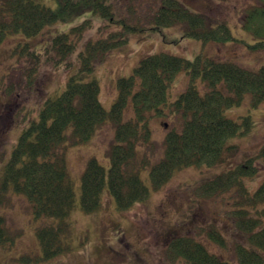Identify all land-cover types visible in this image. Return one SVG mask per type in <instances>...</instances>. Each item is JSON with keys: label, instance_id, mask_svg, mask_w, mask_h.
I'll list each match as a JSON object with an SVG mask.
<instances>
[{"label": "trees", "instance_id": "16d2710c", "mask_svg": "<svg viewBox=\"0 0 264 264\" xmlns=\"http://www.w3.org/2000/svg\"><path fill=\"white\" fill-rule=\"evenodd\" d=\"M54 7L37 0H0V42L9 33L33 36L47 25L67 23L84 15H100L120 30L97 40L87 39L79 52L78 66L68 75L63 89L45 99L36 117L21 131L3 164L0 177V210L7 191L23 194L28 201L32 218L40 222L35 235L40 254H29L34 262L54 257L69 250L66 216L74 206L75 195L66 169L65 148L88 141L105 120L114 126V142L108 149L109 170L94 157L86 160L80 175V208L85 212L97 209L101 192L107 181L108 192L119 210L130 208L147 199L150 189L139 177L147 166L148 152L138 155L136 146L152 147L149 118L166 112L183 116L178 131L170 128L163 140V155L149 167L151 187L164 185L174 171L189 166H214L238 151L226 139L238 133L240 124L223 115V109L238 104L245 93L252 106L264 100V64L251 70L231 61L196 57L187 60L165 52L141 58L127 77L117 80L118 94L106 111L99 102L96 80H86L93 64L109 50L124 44L128 34L146 28L126 23L124 17L115 18L108 0H55ZM150 30L163 26L182 25V37L202 41L226 42L234 40L225 22L212 24L201 13L190 11L179 0H161V7L150 18ZM80 21V20H79ZM241 26L250 32L255 42L253 51L264 50V0H255L243 11ZM90 27V18L67 32H58L44 47L55 62L68 58L77 49L82 35ZM25 48H28L25 45ZM27 52H29L27 50ZM34 59L39 55L30 53ZM50 58V57H49ZM70 68L71 64L67 63ZM184 70L189 75L188 86L177 98L168 101L167 89L174 75ZM200 77L205 89L201 93L194 83ZM130 104L132 116L123 120L125 107ZM248 124L249 119L243 118ZM67 128L71 133L66 135ZM264 158V147L235 165L203 182L197 188L200 196L238 189V201L233 209L236 227L243 242L233 243V254L238 264H264V179L252 192L245 178H252L257 168L255 159ZM252 213H255L253 215ZM0 214V245L11 247L18 233H10ZM207 238L222 248L226 242L215 230ZM168 256L186 264H230L209 253L200 241L189 236H178L169 242ZM4 248V247H3ZM24 254L20 257L23 260Z\"/></svg>", "mask_w": 264, "mask_h": 264}, {"label": "rangeland", "instance_id": "374dc122", "mask_svg": "<svg viewBox=\"0 0 264 264\" xmlns=\"http://www.w3.org/2000/svg\"><path fill=\"white\" fill-rule=\"evenodd\" d=\"M54 7L55 0H37ZM190 11L201 13L212 24L225 22L234 40L222 42L202 41L182 37L183 26L172 25L150 30V21L161 7V0H108L116 19L124 17L126 23L139 24L146 30L128 34L124 44L109 50L93 64L86 80H96L98 99L109 111L117 97V80L127 77L139 60L146 55L165 52L187 60L209 57L231 61L251 70L264 64V50L253 51L250 45L255 38L241 26L245 8L255 0H179ZM84 17L90 18V27L82 35L77 49L68 58L55 62L46 56L44 47L49 38L58 32H67ZM78 20L47 25L36 35L9 33L0 42V177L21 131L31 118L36 117L43 101L59 93L69 74L77 68L79 52L87 39L92 41L107 37L120 30L100 15L87 14ZM80 20V21H79ZM25 45L28 48H25ZM27 50L29 52H27ZM36 51L38 59L30 53ZM50 57V58H49ZM67 63L71 64L69 68ZM189 75L178 71L167 89L168 101H173L189 83ZM199 91L205 89L203 80L195 82ZM223 115L240 124L237 134L226 139L238 151L232 157L214 166H189L174 171L172 177L155 190L151 187L149 167L163 154V140L168 129L180 130L182 115L166 112L149 118L152 147L137 145L138 155L148 152L150 163L141 168L139 177L150 189L146 200L119 210L108 192L107 181L101 192L100 206L90 212L80 208V175L88 158L94 157L109 170L108 149L114 142V126L107 119L96 128L88 141L65 148L66 169L75 195L74 206L66 216L69 223L67 242L69 250L39 262L29 260V254L40 253L35 228L40 222L32 218L30 207L23 194L7 191L2 199L0 214L10 233H18L11 247L0 245V264H186L181 259L170 258L169 241L178 236H189L200 241L205 249L222 261L238 264L233 254V243L243 242V235L236 227L233 209L238 201L237 186L229 191L200 196L198 186L222 172H228L264 147V100L252 106L245 93L238 104L225 107ZM132 116L130 104L123 113V120ZM249 119L248 124L243 118ZM66 135L71 133L67 128ZM257 174L245 179L252 192L264 179V158L255 163ZM255 215V213H252ZM215 230L226 242L220 247L207 238ZM4 247V248H3ZM23 257V260L20 257Z\"/></svg>", "mask_w": 264, "mask_h": 264}]
</instances>
